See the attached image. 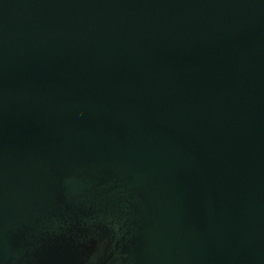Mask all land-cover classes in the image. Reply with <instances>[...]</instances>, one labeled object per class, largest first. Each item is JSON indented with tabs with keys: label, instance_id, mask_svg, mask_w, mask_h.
Instances as JSON below:
<instances>
[{
	"label": "water",
	"instance_id": "95a60500",
	"mask_svg": "<svg viewBox=\"0 0 264 264\" xmlns=\"http://www.w3.org/2000/svg\"><path fill=\"white\" fill-rule=\"evenodd\" d=\"M0 264H264V0H0Z\"/></svg>",
	"mask_w": 264,
	"mask_h": 264
}]
</instances>
